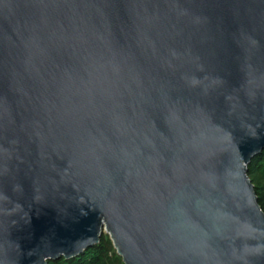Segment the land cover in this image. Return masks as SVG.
<instances>
[{
  "label": "water",
  "instance_id": "water-1",
  "mask_svg": "<svg viewBox=\"0 0 264 264\" xmlns=\"http://www.w3.org/2000/svg\"><path fill=\"white\" fill-rule=\"evenodd\" d=\"M264 0H0V264H264Z\"/></svg>",
  "mask_w": 264,
  "mask_h": 264
},
{
  "label": "trees",
  "instance_id": "trees-1",
  "mask_svg": "<svg viewBox=\"0 0 264 264\" xmlns=\"http://www.w3.org/2000/svg\"><path fill=\"white\" fill-rule=\"evenodd\" d=\"M248 174L253 181L259 203L264 210V150L257 154L249 165ZM104 234V233H103ZM47 264H124L116 253L115 247L109 235H102L101 242L82 254L73 257L50 259Z\"/></svg>",
  "mask_w": 264,
  "mask_h": 264
},
{
  "label": "rangeland",
  "instance_id": "rangeland-1",
  "mask_svg": "<svg viewBox=\"0 0 264 264\" xmlns=\"http://www.w3.org/2000/svg\"><path fill=\"white\" fill-rule=\"evenodd\" d=\"M103 235H108L107 233H104ZM109 238H110V236H109ZM116 250V249H115ZM116 253L118 254V252H117V250H116ZM119 255V254H118ZM120 256V255H119ZM121 257V256H120ZM121 259H122V257H121ZM122 261H123V259H122ZM124 263V262H123Z\"/></svg>",
  "mask_w": 264,
  "mask_h": 264
}]
</instances>
